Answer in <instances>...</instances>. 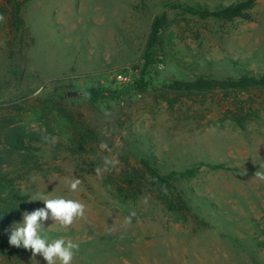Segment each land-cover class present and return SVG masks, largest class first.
<instances>
[{"label":"rangeland","instance_id":"obj_1","mask_svg":"<svg viewBox=\"0 0 264 264\" xmlns=\"http://www.w3.org/2000/svg\"><path fill=\"white\" fill-rule=\"evenodd\" d=\"M191 1L30 0L13 24L0 0V124L14 118L30 134L35 164H16L31 211L44 207L31 200L38 193L86 206L70 227L48 220L41 231L48 242L79 245L72 264H264V181L255 177L264 171V88L177 89L198 78L264 74V0L251 20L229 23L172 9ZM164 13L159 45L148 50ZM67 91L78 96L62 99ZM105 157L115 166L98 175ZM140 158L163 175L198 168L180 183L197 218L176 223L147 211L146 201L134 215L119 206L110 190ZM73 178L81 180L75 192ZM9 234L0 264H47L10 246Z\"/></svg>","mask_w":264,"mask_h":264},{"label":"trees","instance_id":"obj_2","mask_svg":"<svg viewBox=\"0 0 264 264\" xmlns=\"http://www.w3.org/2000/svg\"><path fill=\"white\" fill-rule=\"evenodd\" d=\"M4 1L11 8L12 21L16 24V21H19L21 9L30 0ZM256 3L257 0H240L232 4L212 6L194 0L177 6L173 5L172 9H179L183 14L202 20L215 19L229 23L236 19L251 20ZM165 24H168L167 13L157 17L154 21L148 50L159 45V32ZM177 87L181 91L201 93L215 90L263 89L264 74L245 72L240 77L228 81L198 78L194 82H179ZM15 121L12 118L7 124H0V240L7 238L10 222L19 219L23 212H29L32 209L30 195L17 184L21 172L17 169L16 163L21 159L24 165L35 164L33 161L35 156L32 153L33 147L28 144L30 134L24 127L18 126ZM209 167L223 169L222 165ZM197 172L198 168L192 166L184 172L173 171L163 175L149 160L140 158L139 166L125 170L119 180L122 184L114 183L115 187L110 190V193L128 214H132L136 209L145 210L144 205L148 203L147 211L152 210L156 213V210H159L167 215L175 216L176 223H187L188 215H191L193 219L196 215L193 214L185 196V190L180 187V183L185 180L190 181ZM144 201H146L145 204Z\"/></svg>","mask_w":264,"mask_h":264},{"label":"clouds","instance_id":"obj_3","mask_svg":"<svg viewBox=\"0 0 264 264\" xmlns=\"http://www.w3.org/2000/svg\"><path fill=\"white\" fill-rule=\"evenodd\" d=\"M3 20L4 17L0 15V21ZM43 139L51 143L56 142L55 138L51 136H44ZM101 147L108 149L107 143L102 142ZM115 163L113 159L105 157L103 161L104 166L102 168H95V172L98 175H102L103 172L109 171L114 167ZM261 168H264V164L261 165ZM255 177L260 181H264V171H257ZM68 184L70 190L75 192L81 184V180L73 178L68 181ZM31 200L42 201L44 207L37 208L31 212H23L22 222L14 223L7 229L10 233L8 236L9 245L30 250L33 259L37 255H40L47 264H57V261H59V264H72L79 245L73 243L71 240L66 242L63 238L48 242L47 238L41 235V231L45 228L44 224L48 220L58 223L60 228L66 229L70 227L76 218H83L85 216L86 206L78 200L66 199L64 197L49 198L43 193H38Z\"/></svg>","mask_w":264,"mask_h":264},{"label":"water","instance_id":"obj_4","mask_svg":"<svg viewBox=\"0 0 264 264\" xmlns=\"http://www.w3.org/2000/svg\"><path fill=\"white\" fill-rule=\"evenodd\" d=\"M77 96H78L77 92L67 91V92H61L60 93V97L62 99H71V98H76Z\"/></svg>","mask_w":264,"mask_h":264},{"label":"built area","instance_id":"obj_5","mask_svg":"<svg viewBox=\"0 0 264 264\" xmlns=\"http://www.w3.org/2000/svg\"><path fill=\"white\" fill-rule=\"evenodd\" d=\"M121 77V76H120Z\"/></svg>","mask_w":264,"mask_h":264}]
</instances>
